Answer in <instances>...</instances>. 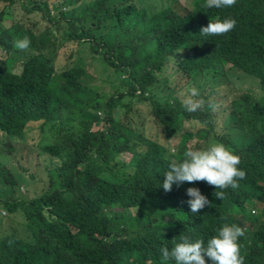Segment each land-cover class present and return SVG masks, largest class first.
I'll list each match as a JSON object with an SVG mask.
<instances>
[{
	"label": "trees",
	"instance_id": "1",
	"mask_svg": "<svg viewBox=\"0 0 264 264\" xmlns=\"http://www.w3.org/2000/svg\"><path fill=\"white\" fill-rule=\"evenodd\" d=\"M0 4V264H162L161 245L223 224L241 228L244 264H264V0ZM37 15L42 30L27 23ZM224 18L230 31L199 32ZM86 46L91 63L76 62ZM36 141L51 165L28 179L17 151ZM211 142L240 157L237 187L220 200L204 181L160 187L169 164ZM189 187L210 206L192 214Z\"/></svg>",
	"mask_w": 264,
	"mask_h": 264
},
{
	"label": "clouds",
	"instance_id": "2",
	"mask_svg": "<svg viewBox=\"0 0 264 264\" xmlns=\"http://www.w3.org/2000/svg\"><path fill=\"white\" fill-rule=\"evenodd\" d=\"M234 0H206L208 8L229 7ZM235 26V20L224 18L207 23L200 29L205 35H218L230 31ZM30 41L24 38L17 42L20 49L27 48ZM190 96L196 95L194 88L189 89ZM186 111H194L199 106L191 98L183 101ZM240 157L220 142H211L204 148L186 150L184 158L168 165L163 173L160 187L168 192L173 185L177 187L182 182L204 181L215 188V197H224L223 190L237 187V181L245 177L243 169L237 167ZM219 189V191H217ZM189 199L186 201L192 214L210 206V202L196 187L186 189ZM243 236L240 227L235 224H223L214 235L207 240L193 239L180 235V240L171 249L161 245L159 248L162 264H206L205 258L211 264H244V257L240 254L238 238Z\"/></svg>",
	"mask_w": 264,
	"mask_h": 264
},
{
	"label": "rangeland",
	"instance_id": "3",
	"mask_svg": "<svg viewBox=\"0 0 264 264\" xmlns=\"http://www.w3.org/2000/svg\"><path fill=\"white\" fill-rule=\"evenodd\" d=\"M33 1H34V3H39L42 0H38V1L33 0ZM1 8H2V4H0V9ZM2 9H4V8H2ZM13 11H14V14L18 17L19 20H22L23 17L25 16V13L23 11V6H21V5L16 6L13 9ZM9 15H10V12H7V17ZM4 22L10 24V23L13 22V20L7 18ZM27 23L36 25L37 27H39L38 30H42L45 27V23L40 19V16L39 15H37V17L33 16L31 20L30 19H27ZM88 48L89 47H87V46L84 47V48H81L82 49V52H81L82 58L81 59H78L76 57V62H79V61L82 62L83 59H85V60H87V63H91V56L89 55V49ZM59 57L62 58V62H59L57 64V65H59L57 67V69L60 70V63H62V64H64V67L62 68V71H63L65 69V66H67L65 52L64 51H61L60 54H59ZM96 64L99 65V63H96ZM96 72L99 74V71L98 70H96ZM103 76L105 77L104 74H103ZM97 80L98 81H94V82H97V83H100L101 82V79H97ZM108 80L111 81L113 79H108ZM120 110L121 109L115 111V113H116L115 116H117V117L120 116V113H121ZM33 146L26 145L24 147H20L18 149V151H17V161H18V163L20 165H23L24 167H26L28 169V172H26V177L28 179H30V174L33 173V172H35L36 169H37V167L40 165L39 160L41 161V163L44 166H50L51 165V162L49 161L48 158H45L44 156H39L40 154H39V152H37L38 151L37 148H39L40 142L36 141V143H34ZM126 158H128V157L126 156ZM12 164L14 165V168L17 171L18 169L16 168V165H15L16 164V160L14 162H12ZM246 227H247L246 225H242V229H245Z\"/></svg>",
	"mask_w": 264,
	"mask_h": 264
}]
</instances>
